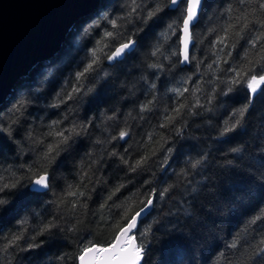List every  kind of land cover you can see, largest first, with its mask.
I'll return each mask as SVG.
<instances>
[{"label": "trees", "instance_id": "trees-1", "mask_svg": "<svg viewBox=\"0 0 264 264\" xmlns=\"http://www.w3.org/2000/svg\"><path fill=\"white\" fill-rule=\"evenodd\" d=\"M169 2L99 0L0 103V264H79L148 199L140 264H264V83L247 86L264 75V0H204L184 66ZM57 132L70 139L46 156ZM45 170L49 187L32 190Z\"/></svg>", "mask_w": 264, "mask_h": 264}, {"label": "water", "instance_id": "water-1", "mask_svg": "<svg viewBox=\"0 0 264 264\" xmlns=\"http://www.w3.org/2000/svg\"><path fill=\"white\" fill-rule=\"evenodd\" d=\"M98 1L99 0H0V103L4 100L6 94L20 76L24 75L35 63L48 58L56 51L74 21L91 10ZM169 7L174 9V7L170 5V2ZM201 7L202 5L199 8L198 16ZM183 35L182 20L179 37L181 66L188 63L181 62L183 61ZM127 42L118 44L116 48ZM134 45L135 42L124 52L132 50ZM190 47L191 40L189 42V51ZM123 54L124 53L115 59H120ZM30 186L34 191L46 190L34 188L32 183ZM126 226L127 224L124 227ZM131 233L128 235L130 236ZM119 235L120 231L117 236ZM123 239L124 238H122V242ZM132 239L135 240L134 238ZM115 243L116 237L113 242L107 246L101 247L93 245L91 247L111 249ZM117 252L119 253V249H117ZM83 254L84 252L82 251L80 256ZM119 254L122 255V253ZM107 255L106 253L96 255L95 264H119V261L115 259L110 261L107 260ZM79 264H81L80 257Z\"/></svg>", "mask_w": 264, "mask_h": 264}, {"label": "snow or ice", "instance_id": "snow-or-ice-1", "mask_svg": "<svg viewBox=\"0 0 264 264\" xmlns=\"http://www.w3.org/2000/svg\"><path fill=\"white\" fill-rule=\"evenodd\" d=\"M186 3V8L184 7ZM203 0H170V5L172 7H179L181 10V19H183V37H182V44H183V51H182V55H183V61H181L182 63L184 62H188L189 60V42L191 40V32H190V27L196 22L197 18H198V12H199V8L202 5ZM259 7L261 9H264V2L260 3ZM159 11V8L155 9L152 12L148 13V17L151 18L152 16H154L156 14V12ZM186 11V15H184ZM104 19H107V16L104 17ZM112 25L115 27L116 26V21L113 20L111 21ZM169 29H173V25L170 24ZM112 33L111 32H106L105 33V37H111ZM165 38L167 39V35L165 34ZM223 37L220 39L219 42H223ZM98 43H100L98 41ZM134 42L129 40L127 43L121 44L120 47L116 48L115 52L112 53V55L108 56V60H114L116 57L120 56L122 53H124V51L126 49H129L132 44ZM101 51V49H95L92 52V56H93V61L92 63L88 64L87 67H85L84 72H80L77 73V80H79L85 73H87L89 70L92 69L93 64L96 63V56H97V52ZM155 54V53H154ZM177 53H173V55H176ZM153 67H155V65H153ZM209 68H211V65H209ZM248 71H251V69H249ZM237 76H239L241 79L243 78V74L240 72H237ZM234 83H239V80H235L233 81ZM264 83V75L259 76V78H257L255 75H253L251 77V79L248 80L247 86L248 88L252 91L253 94H255L257 92L258 89H260L261 84ZM79 91V89H73V92ZM262 92H264V89H262ZM69 98H71V94H69ZM246 109H241L238 112V115L240 117L244 116V112ZM179 110H177L178 112ZM236 115V114H234ZM226 124L228 123L227 121L225 122ZM238 124H240V120H236V123L233 124L231 127H225L224 128V132H230L232 131ZM69 131L71 132H75V128L70 129ZM56 136L61 137V139L59 140V142L55 145H49L48 146V152L46 153V156L50 155L53 152H56L57 149L59 148V146L61 144H65L67 143V141L70 139V137L65 136L63 132H57L55 133ZM127 135L126 132L121 131L119 133V136L121 139H123L125 136ZM233 152H239L240 149H232ZM58 154V152H57ZM144 159L146 158H142L141 161H137V166H139L141 163L144 162ZM200 163L199 160H197L195 163L192 164V167H196L198 164ZM133 171H135V168H133ZM0 179H2V177H0ZM49 180L50 177L47 173V171L45 170L43 172V174H39L38 178H36L34 181H32V185L34 188H39V189H47L49 187ZM12 187H15V185H11ZM9 187L8 184H3L2 186H0V191H3L5 188ZM122 187V186H121ZM171 187V186H169ZM116 191H119V188L116 189ZM169 191V188H165L163 189V191L160 192V197L163 198V196L165 195V193H167ZM69 196H77V195H83V193H78L77 191H69L68 192ZM113 195H115V192L113 193ZM109 199H111V196L109 197ZM4 203L3 200H0V204ZM153 204V200L152 199H148L147 203L144 205V207L140 208L139 211L135 212L134 215H132L128 220H127V226L123 227L122 229H120V235L116 236V243L113 245V247L111 249H105V248H94V247H86L83 252L84 254L80 256V261L81 264H95L96 262V255L100 254V253H106L108 254L106 259L107 260H117L119 261V264H140V262L143 259V255H144V244L140 243L137 244L135 240H133L128 234L132 232V230L134 228H136L137 226V221L138 218L146 211V209H148L151 205ZM128 211H131V209L126 210L125 212V217H127ZM259 219V217H257ZM54 225H49L48 227H53ZM47 228L42 229L41 231H46ZM150 231V226L149 228L145 229L144 232L141 233V236H146L148 234V232ZM20 237H13L10 241H9V246H11L12 244H15L16 241L19 239ZM122 238L123 242H122ZM91 243V242H89ZM235 246V245H233ZM29 248L32 247H38V245H34V244H29L28 246ZM117 249H119V254L117 252ZM96 254V255H94Z\"/></svg>", "mask_w": 264, "mask_h": 264}, {"label": "bare ground", "instance_id": "bare-ground-1", "mask_svg": "<svg viewBox=\"0 0 264 264\" xmlns=\"http://www.w3.org/2000/svg\"><path fill=\"white\" fill-rule=\"evenodd\" d=\"M133 41H134V40H133ZM134 42H135V41H134ZM117 46H118V45H117ZM117 46H116V47H117ZM116 47H115V48H116ZM115 48H114V50H115ZM114 50H113V52H114ZM130 51H131V50H130ZM126 52H127V51H126ZM124 53H125V52H124ZM38 192H40V191H38ZM146 210H147V209H146ZM144 213H145V212H144ZM144 213H143V214H144ZM143 214H142V215H143ZM139 219H140V218H139ZM139 219H138V220H139ZM137 222H138V221H137ZM134 229H135V228H134ZM134 229H133V231H134ZM133 231H132L131 235H133V238L135 239L134 234H133ZM118 233H119V232H118ZM131 235H130V236H131ZM116 236H117V235H116ZM114 239H115V238H114ZM135 241H136V239H135ZM112 242H113V241H112ZM112 242H111V243H112ZM111 243H110V244H111ZM136 243H137V241H136ZM108 245H109V244H108ZM92 246H93V245H92ZM97 246H100V245H97ZM106 246H107V245H106ZM101 247H104V246H101Z\"/></svg>", "mask_w": 264, "mask_h": 264}, {"label": "rangeland", "instance_id": "rangeland-1", "mask_svg": "<svg viewBox=\"0 0 264 264\" xmlns=\"http://www.w3.org/2000/svg\"><path fill=\"white\" fill-rule=\"evenodd\" d=\"M130 237L133 238V235H131Z\"/></svg>", "mask_w": 264, "mask_h": 264}]
</instances>
